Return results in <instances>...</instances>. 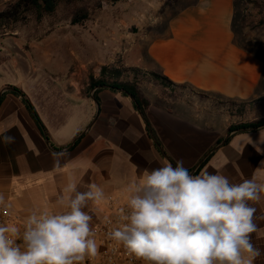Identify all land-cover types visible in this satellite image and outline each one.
<instances>
[{
    "label": "crops",
    "instance_id": "1",
    "mask_svg": "<svg viewBox=\"0 0 264 264\" xmlns=\"http://www.w3.org/2000/svg\"><path fill=\"white\" fill-rule=\"evenodd\" d=\"M9 1L0 0V5ZM165 1L150 0L145 15L133 9L130 18L140 30L126 34L124 21L119 20L122 17L108 15L109 6L105 5L94 21L98 41L103 43V59L97 57L91 31L86 33L84 27L82 31L37 34L29 44L27 34L19 29L0 34V93L6 87L21 90L44 125L41 129L25 103L8 91L0 105V133L8 129L15 142L0 143V192L10 210L26 219L31 211L53 210L56 196L68 185L86 191L84 185L95 183L104 196L85 209L93 215L95 226L111 199L127 201L130 181L145 169L168 163L129 96L106 88L99 93L96 105L93 90L88 92V88L92 77L100 78L103 66L119 62L139 70L140 88L146 82L160 83L152 76L157 73L178 86L226 102L249 105L264 99V52L256 53L237 42V0H173L167 8ZM120 5L110 7L118 9ZM163 10H167L165 30L143 31L157 25L156 20L149 23ZM10 38L23 39L39 64L35 79L30 80L33 72L26 73L30 78L27 85L6 78L11 56L5 41ZM58 76L64 78L60 98L52 94L49 83L50 77ZM146 96L151 101L147 116L162 148L175 162L183 160L186 168H194L220 139L217 125L198 122L197 109L195 116L188 115L185 105L176 106L173 112L155 106V100ZM53 151L64 153L59 167H54ZM205 171L224 175L231 183L254 174L258 182H264V127L234 133L199 174ZM254 206L259 231L250 235L264 253V219H260L264 217V196ZM254 264H264V255Z\"/></svg>",
    "mask_w": 264,
    "mask_h": 264
},
{
    "label": "clouds",
    "instance_id": "2",
    "mask_svg": "<svg viewBox=\"0 0 264 264\" xmlns=\"http://www.w3.org/2000/svg\"><path fill=\"white\" fill-rule=\"evenodd\" d=\"M7 131L0 133L4 145L15 142ZM63 155L52 152L54 167ZM84 187L68 185L53 210L31 211L22 227L0 221V264H83L95 257L93 215L85 209L104 193L95 183ZM127 191V211L108 237L144 264H254L264 255L250 235L259 231L254 204L264 196L255 174L231 183L218 173L193 175L178 160L143 170ZM10 207L0 192V211L7 215Z\"/></svg>",
    "mask_w": 264,
    "mask_h": 264
},
{
    "label": "rangeland",
    "instance_id": "3",
    "mask_svg": "<svg viewBox=\"0 0 264 264\" xmlns=\"http://www.w3.org/2000/svg\"><path fill=\"white\" fill-rule=\"evenodd\" d=\"M112 0H78L73 4L61 3L57 9V12L53 16L44 18L41 22H37L35 18L29 19V21L19 27V31L27 34V44H29L37 34L50 35L54 32L71 31V30H84L88 33L91 31V40L94 42L98 49V56L103 59L102 52L103 47L101 40L98 41V24L94 21L96 17L100 16L103 12L102 9L105 5H108V15H117L123 20V32L136 33L140 29L130 18L133 9H139V12L146 14L147 5L150 0H118L117 2H111ZM121 2L118 9L110 7L116 3ZM166 8L172 4L173 0H166ZM237 15L235 23L236 40L242 46L248 47L257 52H264V0H237ZM102 3V7L98 8ZM6 4L0 5V10H4ZM89 9L90 14L86 19L75 18L80 14V10ZM163 10L157 15L152 16L151 24L153 20H156V26L143 28V31H155L165 30L167 25V19ZM80 16V15H79ZM158 17H162V20H158ZM85 33V34H86ZM0 34H3L0 32ZM86 43L89 42L85 35L80 36ZM96 40V41H94ZM23 39L10 38L5 42L9 44L10 49V62L8 64L9 74L6 75L8 79H15L22 85H27L30 80L35 79L38 73V62H36L33 52L30 51ZM74 50H78L76 47ZM71 50H67V54L71 56ZM25 67L27 68L25 70ZM33 72L32 78L27 76V72ZM37 78V77H36ZM30 79V80H29ZM50 88L52 94L62 97L61 84L64 80L62 76L50 77ZM142 91L145 95H149L155 100L154 105L160 108H164L170 111H176V106L185 105L188 109V115L195 116V109L198 110V122L202 121L204 124L217 125V132H219L220 139L225 138L228 134L236 132V130L228 133L229 128L232 126H238L241 124L253 123L264 119V99H258L251 104L243 108H238L232 105L230 102L218 100L209 96H202L200 93L193 92L191 89L184 87H178L176 90L166 88L160 83L146 82L142 86ZM17 91V89H16ZM15 92V91H14ZM192 107V108H191ZM216 114L210 118H203V116ZM202 116V117H201ZM212 119V120H211Z\"/></svg>",
    "mask_w": 264,
    "mask_h": 264
},
{
    "label": "trees",
    "instance_id": "4",
    "mask_svg": "<svg viewBox=\"0 0 264 264\" xmlns=\"http://www.w3.org/2000/svg\"><path fill=\"white\" fill-rule=\"evenodd\" d=\"M78 0H12L6 3V8L4 10H0V32L2 33H12L15 32L19 27L22 25H25L29 19L32 17L35 18L37 22H41L44 18L48 16H53L59 7V5L63 2L66 4H73ZM118 0H112L111 2H117ZM102 7V3L99 4L98 8ZM80 16L78 15L75 18L76 20L79 19H86L88 18L90 14L89 9H82L79 12ZM133 77V79H130V77ZM153 78L157 79L162 85H164L166 88H171L172 90H176L178 87H184L185 86H178L168 78L161 76L157 73H153ZM142 77V74L139 70L132 69V68H126L123 65H121L119 62H116L112 65H106L102 67L101 70V76L98 79L91 78L90 84L88 88V92L91 90L96 89L95 92V99L100 102L99 93L106 89L110 88L115 92H122L124 96H133L135 99L134 106L137 109V106L140 108V110L144 113L148 125L150 129L152 130L156 140L157 144H159L161 147L164 148V145L162 141L160 140L156 130L152 126L150 120L147 116V110L151 106L150 99L145 95V93L142 91L140 86L137 84L138 80ZM17 91L13 92L15 96L20 98L25 105L28 108V111L31 113L37 124L41 129L44 128V125L42 124L35 108L33 105L29 102L28 99L24 98L22 95L25 96V94L16 88ZM10 92H6L2 95L0 105L5 98L6 95H8ZM232 105L243 108L248 105V103H236V102H230ZM138 110V109H137ZM264 127V119L248 123V124H241L238 126H232L229 128L228 133L236 130V132L243 131V129H260ZM150 132V131H149ZM223 138L219 139L216 144L221 142ZM156 144V145H157ZM215 144V145H216ZM213 148V147H212ZM210 159V158H209ZM209 159L203 164V166L200 168L198 175L201 171V169L208 163ZM173 163L176 164V162L172 159ZM193 169H188L189 172Z\"/></svg>",
    "mask_w": 264,
    "mask_h": 264
},
{
    "label": "built area",
    "instance_id": "5",
    "mask_svg": "<svg viewBox=\"0 0 264 264\" xmlns=\"http://www.w3.org/2000/svg\"><path fill=\"white\" fill-rule=\"evenodd\" d=\"M126 211V202H119L116 199L109 201L102 220L94 226V238L98 245L97 255L92 258L86 257L83 264H144L143 261L127 255L122 245L108 237V233L118 222L119 216ZM0 221L13 222L22 227L25 219L9 209L7 215L0 211Z\"/></svg>",
    "mask_w": 264,
    "mask_h": 264
},
{
    "label": "water",
    "instance_id": "6",
    "mask_svg": "<svg viewBox=\"0 0 264 264\" xmlns=\"http://www.w3.org/2000/svg\"><path fill=\"white\" fill-rule=\"evenodd\" d=\"M8 91H16V89L14 87H6L4 88V90H2V92L0 93V101H1V97L2 95L5 93V92H8ZM121 92H124V91H121ZM95 89L92 91V98L94 99L95 103L97 106H99V103L98 101L95 99ZM24 98H26L24 95H22ZM129 97L131 98V100L135 103V99L133 96L129 95ZM137 109H138V112L140 113L141 117L143 118L144 122L146 123V126L148 127L149 131H150V134L153 138V140L156 142L157 144V140L152 132V130L150 129L149 125H148V122H147V119L144 115V113L140 110V108L137 106ZM92 126V123L88 126L87 129H89L90 127ZM248 130H256V128L254 129H243V131H248ZM234 133L236 132H233V133H230L228 134L221 142H219L218 144H216V146H214L211 150H209L201 159L200 161L198 162V164L190 171L191 174L195 175L199 170L200 168L203 166V164L212 156V154H214L217 150H219L227 141L228 139L230 138V136H232ZM45 135H46V141L48 144H50V140L45 132ZM79 139V138H77ZM161 154L163 155V157L165 158V160L168 162V163H171L173 166H175V164L173 163L172 159L170 158V156L166 153V151L159 145L157 144Z\"/></svg>",
    "mask_w": 264,
    "mask_h": 264
}]
</instances>
